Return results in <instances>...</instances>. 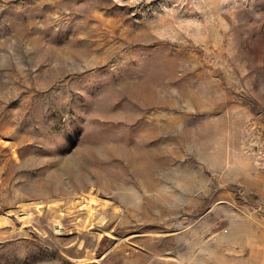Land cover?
I'll return each instance as SVG.
<instances>
[{
    "label": "rangeland",
    "instance_id": "1",
    "mask_svg": "<svg viewBox=\"0 0 264 264\" xmlns=\"http://www.w3.org/2000/svg\"><path fill=\"white\" fill-rule=\"evenodd\" d=\"M0 216V264H264V0H0Z\"/></svg>",
    "mask_w": 264,
    "mask_h": 264
},
{
    "label": "bare ground",
    "instance_id": "2",
    "mask_svg": "<svg viewBox=\"0 0 264 264\" xmlns=\"http://www.w3.org/2000/svg\"><path fill=\"white\" fill-rule=\"evenodd\" d=\"M11 153L12 154L16 153L14 148H12ZM84 200H85V196L81 197V199L77 200L75 203L76 204H81ZM22 213L23 214L21 216V227L24 224L26 225V223L31 221V215L30 214H27L25 210H23ZM6 223L7 224L9 223V220L7 219V217L0 216V229H2V226L5 225ZM55 223H56L55 226L57 227V231H59L60 229L58 227H59L60 222H58V221L56 222L55 221Z\"/></svg>",
    "mask_w": 264,
    "mask_h": 264
}]
</instances>
